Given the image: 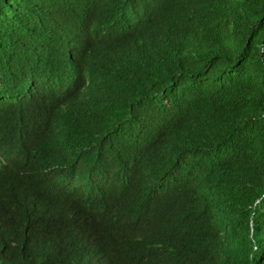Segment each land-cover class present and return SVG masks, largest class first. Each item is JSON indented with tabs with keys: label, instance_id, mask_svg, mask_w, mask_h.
I'll list each match as a JSON object with an SVG mask.
<instances>
[{
	"label": "trees",
	"instance_id": "trees-1",
	"mask_svg": "<svg viewBox=\"0 0 264 264\" xmlns=\"http://www.w3.org/2000/svg\"><path fill=\"white\" fill-rule=\"evenodd\" d=\"M92 31L79 103L25 121L34 84ZM167 127L175 158L191 148L182 190L118 203ZM0 157V264H264V0H0ZM171 158L158 149L155 180ZM192 195L201 211L172 229Z\"/></svg>",
	"mask_w": 264,
	"mask_h": 264
},
{
	"label": "clouds",
	"instance_id": "clouds-1",
	"mask_svg": "<svg viewBox=\"0 0 264 264\" xmlns=\"http://www.w3.org/2000/svg\"><path fill=\"white\" fill-rule=\"evenodd\" d=\"M99 32L79 33L75 41L71 43L72 53L66 58L60 55L56 57L57 59L53 63L50 72L42 76L34 84L37 104L33 108L22 112L21 116H24L25 121L31 117L47 120L52 115L60 116L62 113H66L64 110L69 113V109L76 105V103H79V97L84 93L85 89L84 75L82 74L86 70V68L85 70L83 68L87 55V53L85 54V48L88 47L90 42L93 41L92 46L99 39L98 36L102 35V31ZM119 55L120 53H117L116 56L111 54V60L116 68L120 58ZM29 86H32V83H29ZM28 97L32 96L28 94ZM172 135L177 134L172 133L168 127L164 128L151 138L146 147L133 153L132 163L126 168V173L122 175L123 180L118 191V203L123 202L125 199H130L140 207L149 187L158 188L159 184H165L173 192L182 190L183 179L189 174L188 172L180 171V169L188 170L187 166L190 163L191 148L186 142L185 144L189 149L181 151V157L175 158ZM158 149H161L167 157L173 155L170 161L172 169L166 176L158 177L155 180L153 178L154 172H152L154 165L152 159ZM3 164L4 158L0 157V165ZM175 180H179L181 183L179 185L169 184ZM96 191L104 200L113 202L112 197L106 194L104 188H101L100 185ZM201 196H198L197 199H194L193 195L189 200L178 199L179 206L175 210L168 209L165 213L167 217L166 222H170L172 229L175 228L188 232L190 227L189 221L195 219L203 207V204L199 201ZM186 206L191 211L183 212L186 210ZM94 215L98 221L107 226V232L113 231L115 227L119 226L117 220L105 213L103 207H95ZM176 221L179 222L177 226Z\"/></svg>",
	"mask_w": 264,
	"mask_h": 264
}]
</instances>
